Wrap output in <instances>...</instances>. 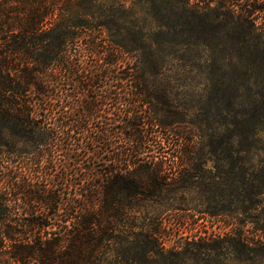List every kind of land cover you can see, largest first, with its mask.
Wrapping results in <instances>:
<instances>
[{
    "label": "trees",
    "instance_id": "1",
    "mask_svg": "<svg viewBox=\"0 0 264 264\" xmlns=\"http://www.w3.org/2000/svg\"><path fill=\"white\" fill-rule=\"evenodd\" d=\"M206 52L229 59L218 91L239 133L226 150L250 167L264 136V0H0V264H200L221 249L264 260V238L167 249L158 225L129 223L165 197L159 147L182 140L149 111L174 105L166 69L189 73Z\"/></svg>",
    "mask_w": 264,
    "mask_h": 264
},
{
    "label": "rangeland",
    "instance_id": "2",
    "mask_svg": "<svg viewBox=\"0 0 264 264\" xmlns=\"http://www.w3.org/2000/svg\"><path fill=\"white\" fill-rule=\"evenodd\" d=\"M228 62L220 53L206 52L199 61H194L189 73L166 69L172 79H177L169 90L174 105L150 107V113L158 121L171 126L172 130L164 131L179 133L182 140L168 137L159 147V153L166 160L164 175L168 176L170 184L164 191L165 197L157 199L158 202L144 203L140 211L130 214L129 223L158 225L164 248L188 247L189 243L202 239L212 242L240 234L255 248V240L264 238V233L258 229L264 225V217L258 216L254 203L259 180L264 181L261 179L264 178V136L251 155L250 167H243L239 153L226 150L229 137L239 133V128L233 124L238 118L227 111L225 98L219 92L224 90ZM230 62L234 64V60ZM257 73L255 70V75ZM257 90L261 89L254 88L251 92ZM104 116L100 119L108 117ZM167 133L160 135L163 140ZM185 138H192L197 144L188 154L194 164L182 171L176 161L182 154L180 145ZM243 168L247 173L245 178ZM263 210L264 207L260 213ZM220 252L221 255L216 251L205 256L209 262L200 264H264L263 259L258 261L253 255L241 263L225 249ZM228 258L232 261L225 260Z\"/></svg>",
    "mask_w": 264,
    "mask_h": 264
}]
</instances>
